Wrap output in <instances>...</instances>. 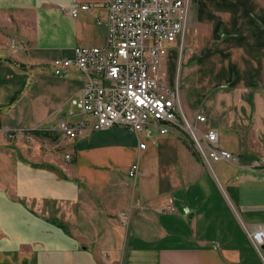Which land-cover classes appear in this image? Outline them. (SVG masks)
<instances>
[{"label":"crops","instance_id":"obj_1","mask_svg":"<svg viewBox=\"0 0 264 264\" xmlns=\"http://www.w3.org/2000/svg\"><path fill=\"white\" fill-rule=\"evenodd\" d=\"M108 1L0 0V264H264L245 229L264 224V0L191 7L201 129L236 156L211 167L179 126L58 129L87 117L85 76L52 60L105 43Z\"/></svg>","mask_w":264,"mask_h":264},{"label":"built area","instance_id":"obj_2","mask_svg":"<svg viewBox=\"0 0 264 264\" xmlns=\"http://www.w3.org/2000/svg\"><path fill=\"white\" fill-rule=\"evenodd\" d=\"M194 1L109 0L105 43L78 46L72 56L52 60L56 75L69 76L78 70L85 76L83 87L69 102L88 116L79 122L63 119L58 129L70 138L78 136L86 126L101 130L116 124L135 132L156 125L161 133H166L174 126H184L177 119L181 114L204 162L211 166L221 160L234 161L235 154L220 146L217 129L199 132L190 124L181 107L180 92L167 69L169 52H194L186 43ZM92 6L93 3L75 4L68 12L76 17L80 9ZM11 45L17 48L19 41L12 38ZM205 120L204 114L196 115L197 122ZM9 136L13 137L14 133L10 132ZM140 146L145 147L146 143ZM139 170V165L133 164L130 175H137ZM164 208L176 210L172 202H167ZM245 229L254 246L262 252L264 224L255 228L245 226Z\"/></svg>","mask_w":264,"mask_h":264},{"label":"rangeland","instance_id":"obj_3","mask_svg":"<svg viewBox=\"0 0 264 264\" xmlns=\"http://www.w3.org/2000/svg\"><path fill=\"white\" fill-rule=\"evenodd\" d=\"M11 35L12 34H7L9 38L12 37ZM186 43L189 45L191 44V41L189 40L188 32L186 34ZM194 45L195 44L193 45L191 44V46L194 47L193 53L189 51H184L183 53L180 54L179 50H178L179 54L177 52H169L167 56V69L170 75V80L173 83H175L176 87L178 88L180 92V99H181L180 102H181V107L183 109L184 115L190 121V124L192 126L197 127L199 129V132L200 131L205 132L206 130L210 129V128H207L206 130L201 129V127L202 128L205 127L204 122L206 120L204 122H197L196 115L198 113L204 114L201 111V107L203 103L206 101L207 94L208 93L209 95H212V94H210L211 92L209 90L207 89L204 90L196 86L198 83L197 82L198 66L195 62L197 61V54L199 55L201 51L200 50L198 51ZM206 52H210V51L202 50L203 57L209 58V56H211V57L217 58V54H216L217 51L213 50L211 52L212 55L210 54L205 55ZM188 57H189V60H188ZM180 115L177 118L178 122L184 126H179V127L176 126V127H178L181 130V132L183 133V136L188 141L193 143L194 149L197 150L194 144V139L192 137L191 130L190 128L186 127L185 121ZM199 132L198 134H200Z\"/></svg>","mask_w":264,"mask_h":264},{"label":"trees","instance_id":"obj_4","mask_svg":"<svg viewBox=\"0 0 264 264\" xmlns=\"http://www.w3.org/2000/svg\"><path fill=\"white\" fill-rule=\"evenodd\" d=\"M192 145H193V143H192ZM195 151L197 152V150L195 149Z\"/></svg>","mask_w":264,"mask_h":264}]
</instances>
